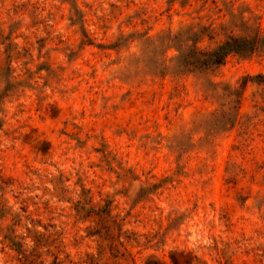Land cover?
Returning <instances> with one entry per match:
<instances>
[{"label":"rangeland","instance_id":"obj_1","mask_svg":"<svg viewBox=\"0 0 264 264\" xmlns=\"http://www.w3.org/2000/svg\"><path fill=\"white\" fill-rule=\"evenodd\" d=\"M235 36L264 0H0V264H264V39L173 61Z\"/></svg>","mask_w":264,"mask_h":264},{"label":"trees","instance_id":"obj_2","mask_svg":"<svg viewBox=\"0 0 264 264\" xmlns=\"http://www.w3.org/2000/svg\"><path fill=\"white\" fill-rule=\"evenodd\" d=\"M180 34V33H178ZM172 35L173 38L178 36ZM264 38L257 36L254 39L247 37H231L229 40L217 45L212 49H202L192 43L181 42L183 46L182 52H180L173 61L176 62V67L187 72H198L200 74H209L215 67L221 65L226 56L238 50L247 49L249 51L261 48L260 43ZM264 47V46H263ZM161 58L159 59V62ZM261 75V74H260ZM206 91L213 97V95H219L222 99V104L231 105L230 107L235 108L238 104L239 88L231 85H227L225 88L221 87L218 83L208 80L206 83ZM234 119V113L231 116L225 118L224 125H232Z\"/></svg>","mask_w":264,"mask_h":264}]
</instances>
